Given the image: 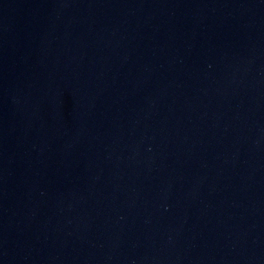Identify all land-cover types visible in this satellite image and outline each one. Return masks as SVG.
I'll return each instance as SVG.
<instances>
[{
	"label": "water",
	"instance_id": "1",
	"mask_svg": "<svg viewBox=\"0 0 264 264\" xmlns=\"http://www.w3.org/2000/svg\"><path fill=\"white\" fill-rule=\"evenodd\" d=\"M0 264H264V0H0Z\"/></svg>",
	"mask_w": 264,
	"mask_h": 264
}]
</instances>
